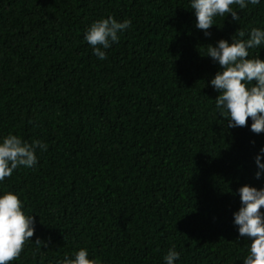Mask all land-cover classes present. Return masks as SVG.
<instances>
[{
    "label": "trees",
    "instance_id": "trees-1",
    "mask_svg": "<svg viewBox=\"0 0 264 264\" xmlns=\"http://www.w3.org/2000/svg\"><path fill=\"white\" fill-rule=\"evenodd\" d=\"M233 7L240 20L217 16L205 35L191 0H0V142L48 146L0 181L35 221L10 264H58L81 247L99 264H166L173 246L174 264H243L234 213L241 186L264 188V132L251 118L227 127L206 54L264 30V0ZM109 16L131 23L101 60L85 34Z\"/></svg>",
    "mask_w": 264,
    "mask_h": 264
},
{
    "label": "clouds",
    "instance_id": "clouds-1",
    "mask_svg": "<svg viewBox=\"0 0 264 264\" xmlns=\"http://www.w3.org/2000/svg\"><path fill=\"white\" fill-rule=\"evenodd\" d=\"M260 0H191V9L196 16V27L210 35L209 29L216 25L214 18L231 14L234 21L240 16L233 6L244 9L248 4H259ZM131 21L118 22L114 17L101 18L88 28L85 39L92 46L99 59H106L104 49L119 41L118 32L126 30ZM243 30L232 36L231 42L220 39L215 46L208 44L207 56L217 61L220 70L211 79V85L219 91L215 98L216 107L228 120L227 127H246L251 118V131L264 132V59L259 55L249 56V49L264 44V30L252 28L245 38ZM47 144L39 140L28 143L18 135L9 133L0 142V181L11 177L19 166L33 167L37 163L36 149H47ZM264 152V148L261 149ZM256 164L264 169L260 156ZM261 176L256 172V178ZM241 207L234 213V223L238 225L241 237L250 240L248 254L243 264H264V188L243 185L239 189ZM34 217L23 211L22 201L17 194L5 191L0 195V264H10L18 260L24 245L34 235ZM37 244L41 240L37 238ZM175 246L169 249L164 260L174 264L179 258ZM58 264H99L90 259L86 248L75 252L74 258H65Z\"/></svg>",
    "mask_w": 264,
    "mask_h": 264
}]
</instances>
